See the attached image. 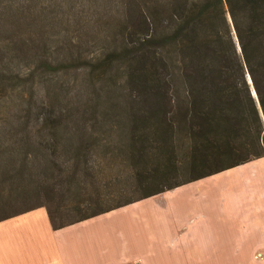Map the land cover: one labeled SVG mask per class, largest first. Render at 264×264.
<instances>
[{
	"label": "trees",
	"instance_id": "obj_1",
	"mask_svg": "<svg viewBox=\"0 0 264 264\" xmlns=\"http://www.w3.org/2000/svg\"><path fill=\"white\" fill-rule=\"evenodd\" d=\"M6 82L0 222L59 230L264 157V0H0Z\"/></svg>",
	"mask_w": 264,
	"mask_h": 264
},
{
	"label": "crops",
	"instance_id": "obj_2",
	"mask_svg": "<svg viewBox=\"0 0 264 264\" xmlns=\"http://www.w3.org/2000/svg\"><path fill=\"white\" fill-rule=\"evenodd\" d=\"M0 264H264V157L59 230L2 221Z\"/></svg>",
	"mask_w": 264,
	"mask_h": 264
},
{
	"label": "rangeland",
	"instance_id": "obj_3",
	"mask_svg": "<svg viewBox=\"0 0 264 264\" xmlns=\"http://www.w3.org/2000/svg\"><path fill=\"white\" fill-rule=\"evenodd\" d=\"M25 66H27L26 62L22 64L21 73H24L26 71ZM21 79H24L23 76ZM15 84H13V82H6L2 86H0V122L4 117L12 115V112L14 113L15 110H19V107H22L25 104L27 100L26 98H28L30 95V92L27 88L25 89V87H14ZM50 182L51 180L49 179L48 183ZM66 191V189L64 191H58V189H55V192H53L52 194L49 193L40 195V200H33V203H40V205L50 208L51 212L54 213V209L56 207L64 206L65 202H68L67 199L72 198L73 194L69 195L66 193ZM156 201L164 202L165 199H158ZM152 203H154V201H152ZM165 204L166 203H164V205Z\"/></svg>",
	"mask_w": 264,
	"mask_h": 264
}]
</instances>
